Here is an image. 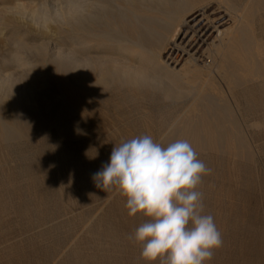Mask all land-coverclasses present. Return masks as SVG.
Returning <instances> with one entry per match:
<instances>
[{
	"label": "rangeland",
	"instance_id": "rangeland-1",
	"mask_svg": "<svg viewBox=\"0 0 264 264\" xmlns=\"http://www.w3.org/2000/svg\"><path fill=\"white\" fill-rule=\"evenodd\" d=\"M66 2L7 0L15 12L0 18V75L10 70L2 65L13 50L28 54L35 65L28 83L0 85V104L13 107L15 96L25 92L28 100H23V107L38 121L60 102L52 98L54 88L42 74L50 79L55 74L52 64H64V54L55 56L54 48L64 51L68 36L78 34L74 28L67 30ZM31 12L50 17L47 29L32 21ZM256 23L264 44V7ZM20 41L28 47L17 49ZM259 62H264V53ZM255 85L242 87L255 100L247 104L240 97L241 109L234 117L242 130V148L193 147L212 170L198 190L223 239L208 264H264V84ZM136 90L119 85L99 90L90 103L89 127L97 131L93 136L63 132L52 122L44 132L0 138V264H146L141 246L129 237L147 218L129 216L126 199L115 188L98 189L92 174L122 141L144 134L164 145L176 140L180 128L176 118L190 102L183 97L171 101L147 88ZM43 93L52 95L48 109L40 108Z\"/></svg>",
	"mask_w": 264,
	"mask_h": 264
},
{
	"label": "bare ground",
	"instance_id": "bare-ground-1",
	"mask_svg": "<svg viewBox=\"0 0 264 264\" xmlns=\"http://www.w3.org/2000/svg\"><path fill=\"white\" fill-rule=\"evenodd\" d=\"M6 1L0 0V18L15 12ZM66 1L67 30L74 28L78 34L68 36L64 51L55 46V56L64 54L65 62L52 64L55 74L50 79L42 74L54 93H43L40 108L48 109L52 98L59 105L41 122L23 107L28 95L19 93L13 107L0 104V138L44 132L52 122L63 132L96 134L89 127L90 103L101 88L119 85L158 91L171 101L187 99L190 103L176 118L180 128L174 132L194 148H242V130L234 117L240 111V97L247 104L255 100L242 87L264 84V62H259L264 44L256 32V15L264 0ZM37 15L31 12L32 21L47 29L50 17L45 12ZM25 43H16L17 49L28 47ZM20 52L13 50L7 60V53L2 56V67L10 69L0 75L5 88L28 83L35 67L34 60Z\"/></svg>",
	"mask_w": 264,
	"mask_h": 264
},
{
	"label": "clouds",
	"instance_id": "clouds-1",
	"mask_svg": "<svg viewBox=\"0 0 264 264\" xmlns=\"http://www.w3.org/2000/svg\"><path fill=\"white\" fill-rule=\"evenodd\" d=\"M211 171L188 140L164 145L144 134L114 145L92 180L115 188L129 216L147 218L129 237L146 264H208L223 245L198 190Z\"/></svg>",
	"mask_w": 264,
	"mask_h": 264
}]
</instances>
